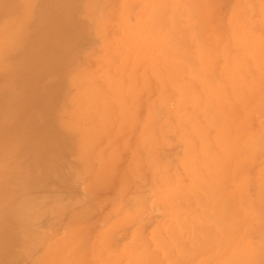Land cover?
I'll return each instance as SVG.
<instances>
[{
  "label": "rangeland",
  "instance_id": "obj_1",
  "mask_svg": "<svg viewBox=\"0 0 264 264\" xmlns=\"http://www.w3.org/2000/svg\"><path fill=\"white\" fill-rule=\"evenodd\" d=\"M0 247L264 264V0H0Z\"/></svg>",
  "mask_w": 264,
  "mask_h": 264
},
{
  "label": "bare ground",
  "instance_id": "obj_2",
  "mask_svg": "<svg viewBox=\"0 0 264 264\" xmlns=\"http://www.w3.org/2000/svg\"><path fill=\"white\" fill-rule=\"evenodd\" d=\"M79 154H80V152H79ZM35 164V163H34ZM41 164V163H40ZM40 166H42V165H40ZM43 167V166H42ZM42 167H39L38 166V168H42ZM7 211V210H6ZM7 224H8V226H7ZM9 226H11L8 222L6 223V225H5V230H7L8 231V229H6V227H8L9 228ZM1 248V247H0ZM4 255H6V253L5 252H0V264H6V258L4 257ZM14 260V259H13ZM15 261V260H14Z\"/></svg>",
  "mask_w": 264,
  "mask_h": 264
}]
</instances>
